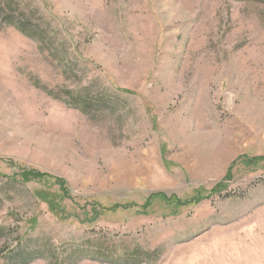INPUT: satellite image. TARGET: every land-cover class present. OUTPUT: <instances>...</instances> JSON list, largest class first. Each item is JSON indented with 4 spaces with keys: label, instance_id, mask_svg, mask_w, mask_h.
<instances>
[{
    "label": "rangeland",
    "instance_id": "374dc122",
    "mask_svg": "<svg viewBox=\"0 0 264 264\" xmlns=\"http://www.w3.org/2000/svg\"><path fill=\"white\" fill-rule=\"evenodd\" d=\"M0 264H264V0H0Z\"/></svg>",
    "mask_w": 264,
    "mask_h": 264
},
{
    "label": "trees",
    "instance_id": "16d2710c",
    "mask_svg": "<svg viewBox=\"0 0 264 264\" xmlns=\"http://www.w3.org/2000/svg\"><path fill=\"white\" fill-rule=\"evenodd\" d=\"M9 16L11 15H6L3 17L4 22L7 25L14 26L16 29H18L22 34L35 39L38 41L41 45L46 44L44 37H38L39 34L38 32L35 31L32 27H30L29 23L26 21V19H22L19 23H14ZM47 45V44H46ZM21 177L24 181H29V180H38L40 178V175L34 171H22L21 172Z\"/></svg>",
    "mask_w": 264,
    "mask_h": 264
}]
</instances>
